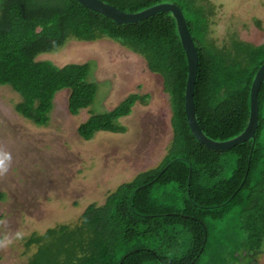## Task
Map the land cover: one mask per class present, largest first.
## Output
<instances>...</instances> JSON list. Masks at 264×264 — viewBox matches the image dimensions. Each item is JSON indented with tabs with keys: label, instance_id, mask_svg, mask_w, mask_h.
<instances>
[{
	"label": "trees",
	"instance_id": "trees-1",
	"mask_svg": "<svg viewBox=\"0 0 264 264\" xmlns=\"http://www.w3.org/2000/svg\"><path fill=\"white\" fill-rule=\"evenodd\" d=\"M100 1L127 13L176 4L199 55L194 103L202 131L217 142L244 132L264 44L232 36L220 45L211 35L218 6L210 0ZM102 38L129 48L162 77L172 110L169 154L159 167L119 186L103 205H90L79 224L31 237L26 247L35 245L36 251L28 264H198L219 223L222 236L213 264L258 253L264 244V82L254 148L248 141L218 151L198 142L187 121L188 64L171 13L117 24L76 0H0V85L22 96L16 112L48 127L55 96L65 89L71 114L90 107L97 86L89 81V63L60 68L37 58L56 53L69 40ZM139 100L146 98L131 95L111 113L91 117L80 126V136L90 140L100 131H125L114 120L129 115Z\"/></svg>",
	"mask_w": 264,
	"mask_h": 264
},
{
	"label": "rangeland",
	"instance_id": "rangeland-1",
	"mask_svg": "<svg viewBox=\"0 0 264 264\" xmlns=\"http://www.w3.org/2000/svg\"><path fill=\"white\" fill-rule=\"evenodd\" d=\"M210 1L218 6L211 35L220 45L232 36L264 44V0ZM37 61L60 68L89 63L96 95L90 107L73 115L68 107L70 90L60 91L48 127H40L16 112L22 96L9 85H0V264H28L36 251L35 245L26 247L31 237L60 225L79 224L90 205H103L119 186L159 167L173 139L163 79L129 48L108 38L69 40ZM131 95L146 100L114 120L125 131H100L90 140L80 136L81 125L111 113ZM216 226L198 264H213L217 258L216 241L223 226ZM233 264H264V244L256 255Z\"/></svg>",
	"mask_w": 264,
	"mask_h": 264
},
{
	"label": "water",
	"instance_id": "water-1",
	"mask_svg": "<svg viewBox=\"0 0 264 264\" xmlns=\"http://www.w3.org/2000/svg\"><path fill=\"white\" fill-rule=\"evenodd\" d=\"M76 1H78L85 8L110 18L117 24H132L151 18L159 13H171L176 20L181 45L187 58L188 78L185 91V111L192 134L198 142L212 150L226 151L248 141H252V148H254L256 133L259 128L260 107L258 95L264 82V63L259 68L252 83L250 96V117L246 129L240 135L230 140L217 142L207 137L198 123L194 103V92L199 68V55L182 10L174 3H163L152 6L141 12L127 13L100 0Z\"/></svg>",
	"mask_w": 264,
	"mask_h": 264
},
{
	"label": "flooded vegetation",
	"instance_id": "flooded-vegetation-1",
	"mask_svg": "<svg viewBox=\"0 0 264 264\" xmlns=\"http://www.w3.org/2000/svg\"><path fill=\"white\" fill-rule=\"evenodd\" d=\"M257 253H254V254H251V255H256ZM251 255H250V257H251Z\"/></svg>",
	"mask_w": 264,
	"mask_h": 264
}]
</instances>
